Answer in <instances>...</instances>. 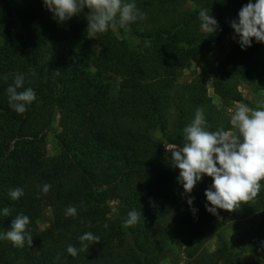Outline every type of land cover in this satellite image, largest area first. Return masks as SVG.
Segmentation results:
<instances>
[{
  "label": "trees",
  "instance_id": "obj_1",
  "mask_svg": "<svg viewBox=\"0 0 264 264\" xmlns=\"http://www.w3.org/2000/svg\"><path fill=\"white\" fill-rule=\"evenodd\" d=\"M135 3L145 20L130 31L116 28L89 39L87 8L58 23L43 0H0V232L23 213L32 236L31 246L26 241L22 248L0 240V264H162L173 239L182 244L185 264H248L240 253L264 255V188L254 202L224 210L223 222L238 223L240 233L235 245L221 237L209 252L205 244L217 227L204 193L212 179L205 175L188 194L194 197L193 214L171 160L198 107L209 130H230V105L243 101L239 83L264 90V43L254 38L241 49L238 37L205 75L177 82L194 59L224 41L248 0ZM205 8L219 25L212 35L200 29ZM90 45L96 55L89 54ZM17 74L25 75L24 88H33L37 97L23 114L9 106L6 91ZM108 75L120 81L115 96ZM209 81L219 103L208 94ZM48 133L59 149L55 157L46 153ZM44 184L51 185L47 194ZM17 187L24 195L14 201L8 193ZM70 205L78 210L75 217L65 216ZM46 209L52 218L41 230ZM134 209L143 216L125 227ZM85 232L100 242L71 257L67 247L79 249Z\"/></svg>",
  "mask_w": 264,
  "mask_h": 264
},
{
  "label": "clouds",
  "instance_id": "obj_2",
  "mask_svg": "<svg viewBox=\"0 0 264 264\" xmlns=\"http://www.w3.org/2000/svg\"><path fill=\"white\" fill-rule=\"evenodd\" d=\"M43 5L58 23L71 20L87 8L86 32L89 39H96L98 35L116 28L130 31L131 24L147 18L135 0H43ZM199 20L202 32L208 35L217 32L218 22L208 9L200 10ZM230 26L239 37L241 49L251 47L253 38L257 43H264V0H255V3L248 0L238 12V20L233 19ZM54 73L59 75L58 70ZM4 79L7 81L8 77ZM25 80L24 74H17L6 89L9 106L18 114L25 113L37 99L33 88H24ZM230 125V130L222 126L209 130L204 109L198 107L194 118L183 129V146L171 152L172 165L179 169L177 181L183 186L185 196L205 175L212 179L204 195L208 201L206 210L213 215L218 214V210L237 211L249 201L254 202L264 188L260 183L264 180V101H260L256 108L239 104L230 118ZM50 188V184H44L42 191L47 194ZM8 195L15 201L24 195V191L17 187L10 189ZM193 201L194 197L188 196L187 203L195 214L197 209L191 207ZM77 211L70 205L65 210V216L75 217ZM2 214L9 216L10 209L3 208ZM142 216V211L131 210L124 226H135ZM29 224V216L23 213L16 215L10 230L0 232V240H8L14 247L22 248L26 241L31 246L32 236L27 231ZM78 239L79 249L73 245L67 247L68 254L73 258L80 251H88L90 245L100 242V237L92 232H85ZM59 259L57 255L56 260Z\"/></svg>",
  "mask_w": 264,
  "mask_h": 264
},
{
  "label": "rangeland",
  "instance_id": "obj_3",
  "mask_svg": "<svg viewBox=\"0 0 264 264\" xmlns=\"http://www.w3.org/2000/svg\"><path fill=\"white\" fill-rule=\"evenodd\" d=\"M187 8L191 10L195 9L194 6L187 5ZM19 30V29H17ZM116 33V32H115ZM117 35V33H116ZM235 37V38H234ZM238 39V36L234 33L232 29L224 41L211 53L202 55L191 62L190 67L185 70L182 75L177 79L178 83L190 82L195 75L201 74L205 75L207 71L221 61L225 55L232 49L234 43ZM135 44L134 42H132ZM98 52L97 47L90 45L89 54L96 55ZM107 81L111 84L112 95L115 96L119 88V79L113 75L107 76ZM208 94L213 98L215 103H219L217 97L213 94L212 87L210 86V81L207 85ZM239 92L242 95L243 101L240 103H233L230 105L229 114L233 115L237 106L241 103L247 104L250 108H256L260 101H264V90L250 86L246 83L240 82L238 87ZM58 126V115L55 116L53 127ZM46 153L49 157H55L59 153V149L53 140L52 134L48 133L46 135ZM111 206L115 208L116 204L111 203ZM225 215L224 210H218V214L214 215V222L217 227V233L213 235L205 244L206 249L209 252H214L218 245L221 237H223L227 242L235 245L237 235L240 233L241 227L238 223H227L223 222ZM51 211L46 209L38 225L41 230L45 229L51 221ZM170 253L168 259L164 260L162 264H170V262L177 260L179 264H185L186 257L184 255V249L182 244L178 240H171ZM239 259L248 264H264V255L256 251H247L239 254Z\"/></svg>",
  "mask_w": 264,
  "mask_h": 264
}]
</instances>
